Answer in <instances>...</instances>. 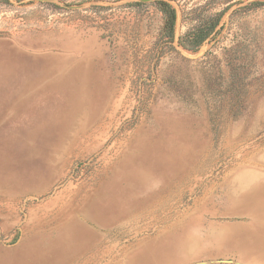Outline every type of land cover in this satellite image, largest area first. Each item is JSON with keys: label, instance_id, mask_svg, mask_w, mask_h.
Listing matches in <instances>:
<instances>
[{"label": "rangeland", "instance_id": "obj_1", "mask_svg": "<svg viewBox=\"0 0 264 264\" xmlns=\"http://www.w3.org/2000/svg\"><path fill=\"white\" fill-rule=\"evenodd\" d=\"M153 2L0 4V264H264V0Z\"/></svg>", "mask_w": 264, "mask_h": 264}, {"label": "trees", "instance_id": "obj_2", "mask_svg": "<svg viewBox=\"0 0 264 264\" xmlns=\"http://www.w3.org/2000/svg\"><path fill=\"white\" fill-rule=\"evenodd\" d=\"M183 1L157 0L153 2L162 18L155 46L161 47L163 50L168 48L174 51L177 47L185 52L194 53L216 33L217 28L232 6L227 5L220 10H213V6L210 7V5L220 0H207L204 5L193 4L189 7V2ZM173 3H177L181 7L182 22L189 24L186 30L179 35L176 33L178 12ZM0 4L11 5L10 0H0ZM135 5L141 6L142 4L136 3ZM261 6H264V2H252L248 6L241 8V10H249L250 8ZM158 57H161V55Z\"/></svg>", "mask_w": 264, "mask_h": 264}, {"label": "water", "instance_id": "obj_3", "mask_svg": "<svg viewBox=\"0 0 264 264\" xmlns=\"http://www.w3.org/2000/svg\"><path fill=\"white\" fill-rule=\"evenodd\" d=\"M138 2H142V3H149V2H153V1H157V0H137Z\"/></svg>", "mask_w": 264, "mask_h": 264}, {"label": "bare ground", "instance_id": "obj_4", "mask_svg": "<svg viewBox=\"0 0 264 264\" xmlns=\"http://www.w3.org/2000/svg\"><path fill=\"white\" fill-rule=\"evenodd\" d=\"M48 70V69H47ZM50 70V69H49Z\"/></svg>", "mask_w": 264, "mask_h": 264}]
</instances>
